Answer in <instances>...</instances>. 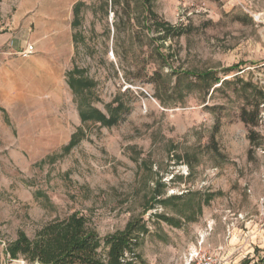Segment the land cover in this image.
I'll return each mask as SVG.
<instances>
[{
    "label": "rangeland",
    "instance_id": "374dc122",
    "mask_svg": "<svg viewBox=\"0 0 264 264\" xmlns=\"http://www.w3.org/2000/svg\"><path fill=\"white\" fill-rule=\"evenodd\" d=\"M4 1L0 30L35 46V28H5L17 2ZM78 1L82 23L74 29L68 14L59 49L0 50V264H30L10 260L8 244L73 214L101 237L143 215L144 264L256 262L264 255V0H152L174 28L166 34L148 22L144 0ZM49 2L56 11L64 1ZM75 68L95 83L91 106L108 114L116 97L124 102L116 125L82 124L67 83ZM207 70L228 83L208 92L199 79ZM258 106L257 125H247L243 113L254 118ZM80 127L84 139L67 150ZM157 192L183 198L155 204ZM159 214L181 218V227Z\"/></svg>",
    "mask_w": 264,
    "mask_h": 264
},
{
    "label": "trees",
    "instance_id": "16d2710c",
    "mask_svg": "<svg viewBox=\"0 0 264 264\" xmlns=\"http://www.w3.org/2000/svg\"><path fill=\"white\" fill-rule=\"evenodd\" d=\"M144 5L148 14V22L153 21L152 27L157 29L158 33L166 34L174 29L170 24L162 22L153 11L152 0H144ZM84 6L85 3L82 1H78L73 6L72 27L74 29L82 23L81 13ZM73 40L77 43V32L73 34ZM239 66L233 65L227 71H233ZM199 77L208 83V92L213 89L215 84H220L222 87L228 83L227 80L221 81L211 70L203 72ZM67 83L78 104L82 124L97 122L103 126L112 127L118 123L121 114L125 111V104L120 98L114 99L113 104L109 106V113L105 114L89 104L90 93L92 94L91 90L95 83L84 77L82 70L75 68L69 72ZM245 91L247 90L245 89ZM259 93L261 95L263 92ZM86 102L88 105L85 104ZM259 112L258 106L254 118L250 119L248 117L250 114L245 111L242 116L243 121L247 125H257ZM84 137V130L80 127L73 135L67 150L76 146ZM214 141L213 137V143ZM160 196V192L153 196L155 204H166L171 199L183 198V196H173L162 199L159 198ZM153 205L147 207L144 213L153 209ZM157 217L177 228L182 225L181 218L176 219L165 214H159ZM149 233L150 227L143 215L132 217L123 229L101 237L96 231L89 228L84 216L73 214L66 219H57L47 223L33 237H29L24 232H19L17 239L8 244L6 252L10 260L24 259L30 264L37 262L41 264H144L145 260L141 254V247L145 236ZM250 263L251 261H245L243 264ZM253 264H264V255L259 256Z\"/></svg>",
    "mask_w": 264,
    "mask_h": 264
},
{
    "label": "crops",
    "instance_id": "0c3cea01",
    "mask_svg": "<svg viewBox=\"0 0 264 264\" xmlns=\"http://www.w3.org/2000/svg\"><path fill=\"white\" fill-rule=\"evenodd\" d=\"M63 1L62 6L58 10L52 11L46 8L49 6V0H16L17 11L12 15V18H5L4 23L7 21L5 28L9 25L22 26L26 30L33 27L37 34L31 35L28 41L33 42L37 50L46 47L59 49L60 45L57 41L54 43V39L58 38L60 31L68 28L69 24L66 19L68 14H72L73 6L76 3V0ZM7 3V1L0 2L1 16L8 14L10 11ZM11 31L12 29L10 28L3 31L0 30V50H5L11 46L20 54L26 48V41L20 38L19 33L14 36ZM4 52L7 53L8 51Z\"/></svg>",
    "mask_w": 264,
    "mask_h": 264
},
{
    "label": "built area",
    "instance_id": "2783aa9c",
    "mask_svg": "<svg viewBox=\"0 0 264 264\" xmlns=\"http://www.w3.org/2000/svg\"><path fill=\"white\" fill-rule=\"evenodd\" d=\"M34 50H35V46L34 45H29L22 52H20V54L22 56H27V55L31 54ZM200 264H213L212 257L211 256H204L202 258Z\"/></svg>",
    "mask_w": 264,
    "mask_h": 264
},
{
    "label": "water",
    "instance_id": "95a60500",
    "mask_svg": "<svg viewBox=\"0 0 264 264\" xmlns=\"http://www.w3.org/2000/svg\"><path fill=\"white\" fill-rule=\"evenodd\" d=\"M20 264H25V262L23 261V262H21ZM35 264H41V263L37 262V263H35Z\"/></svg>",
    "mask_w": 264,
    "mask_h": 264
},
{
    "label": "bare ground",
    "instance_id": "6f19581e",
    "mask_svg": "<svg viewBox=\"0 0 264 264\" xmlns=\"http://www.w3.org/2000/svg\"><path fill=\"white\" fill-rule=\"evenodd\" d=\"M17 264V263H16ZM20 264V263H19Z\"/></svg>",
    "mask_w": 264,
    "mask_h": 264
}]
</instances>
